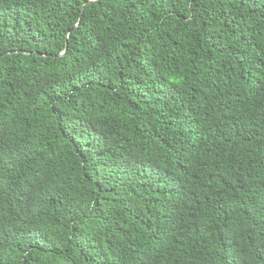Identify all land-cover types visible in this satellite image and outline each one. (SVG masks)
<instances>
[{"label":"trees","instance_id":"obj_1","mask_svg":"<svg viewBox=\"0 0 264 264\" xmlns=\"http://www.w3.org/2000/svg\"><path fill=\"white\" fill-rule=\"evenodd\" d=\"M0 264H264V0H0Z\"/></svg>","mask_w":264,"mask_h":264}]
</instances>
